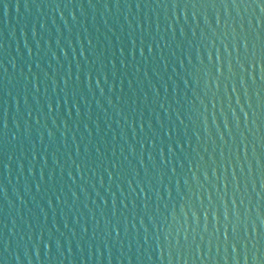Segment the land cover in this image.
<instances>
[{
    "label": "water",
    "instance_id": "95a60500",
    "mask_svg": "<svg viewBox=\"0 0 264 264\" xmlns=\"http://www.w3.org/2000/svg\"><path fill=\"white\" fill-rule=\"evenodd\" d=\"M0 264H264V0H0Z\"/></svg>",
    "mask_w": 264,
    "mask_h": 264
}]
</instances>
